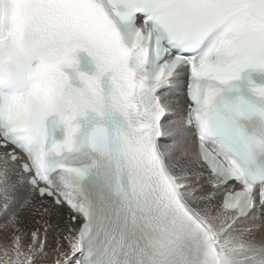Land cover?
Segmentation results:
<instances>
[{
	"label": "snow or ice",
	"instance_id": "1",
	"mask_svg": "<svg viewBox=\"0 0 264 264\" xmlns=\"http://www.w3.org/2000/svg\"><path fill=\"white\" fill-rule=\"evenodd\" d=\"M0 264H264V0H0Z\"/></svg>",
	"mask_w": 264,
	"mask_h": 264
}]
</instances>
